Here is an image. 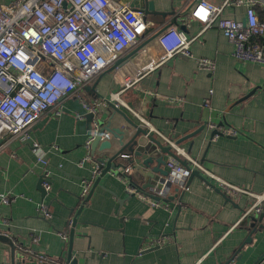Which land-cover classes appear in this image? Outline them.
<instances>
[{"label": "crops", "instance_id": "1", "mask_svg": "<svg viewBox=\"0 0 264 264\" xmlns=\"http://www.w3.org/2000/svg\"><path fill=\"white\" fill-rule=\"evenodd\" d=\"M13 1L0 0V5ZM147 1L154 4L147 21L155 27L135 50L145 44L143 48L150 49L152 58L159 56L154 37L169 25L190 38L202 32L204 26L189 18L191 7L199 0ZM207 1L217 6L224 2ZM257 13L264 21V10L258 8ZM224 17L244 23L246 7H227ZM190 50L192 57L178 55L127 89L116 83L113 71H106L79 92V97L73 95L47 113L27 132L26 139H13L1 149L0 195L8 193L13 201L9 206L0 205V232L51 259L68 261L71 247L77 264H264V259L260 261L264 230L252 235L251 219L240 222L254 200L230 198L211 188L202 174L190 177L184 189L172 185L168 198L175 199L167 198L170 211L129 196L126 184L113 172L95 180L94 184L100 182L93 192L92 185L88 202V197L81 199L98 158L109 160L121 148L119 140L107 133L102 141H109L111 148L100 150L99 145L93 152L96 137L89 142L94 124L101 128L110 123L111 129L131 130L107 101L118 103V108L138 123L119 99L141 114L149 124L145 125L149 134L165 146L174 142L185 156L203 163L218 178L255 195L264 194V67L235 59L234 45L217 26L203 32ZM200 58L213 60L215 71L201 70L197 64ZM174 99L178 101L172 102ZM206 100L210 108H205ZM83 103L99 105L92 121ZM208 124L234 129L237 134L210 142ZM34 142L45 151L48 161L52 175L49 193L42 190L43 168L32 147ZM88 156L90 160L83 163ZM164 156L169 162L170 156ZM156 166V162L150 168L143 167L142 161L134 163L129 166L133 171L129 180L151 194L159 179L147 181V177ZM208 180L218 187L216 181ZM41 202L48 205L50 220L39 215ZM161 237L168 239L149 249ZM11 250L7 242L0 243V264H40L18 251L13 259Z\"/></svg>", "mask_w": 264, "mask_h": 264}, {"label": "built area", "instance_id": "2", "mask_svg": "<svg viewBox=\"0 0 264 264\" xmlns=\"http://www.w3.org/2000/svg\"><path fill=\"white\" fill-rule=\"evenodd\" d=\"M230 6L246 7L244 23L224 17L225 8ZM258 8L264 10V0H224L218 6L207 0H199L191 7L189 18L204 26L202 32L190 38L176 26L158 30L162 31L155 38L160 54L152 58L150 49L143 48L145 46L135 49L155 24L146 20L143 10L132 7L131 0H14L9 5H0V150L13 139H26L27 132L47 113L60 107L69 97H79V92L118 62L123 60L113 70L115 81L122 89L130 88L143 76L176 56L192 57L190 48L193 42L213 26H217L234 45L235 59L244 64L264 67V21L259 18ZM133 49L135 51L129 56ZM197 64L201 70L209 73L216 69L215 62L207 58L197 59ZM119 101L138 120L139 125H149L140 113ZM83 105L89 114L97 117L99 105ZM204 106L210 108L209 100L204 102ZM207 128L212 133L216 132V135L209 137L210 142L237 134L234 129L225 130L215 124H208ZM98 131V125L94 124L89 144ZM169 144L175 149L177 158L171 157L166 165L168 175L159 180L151 194L142 192L129 180L133 172L131 167L120 169L119 177L126 184L129 196L138 197L152 208L170 211L168 186L177 185L184 189L192 173L197 171L207 177L206 182L211 188L222 190L228 197L247 196L254 200L240 222L263 214L264 194L255 195L218 178L203 163L185 156V151L174 142L169 141ZM32 147L43 168L42 189L49 193L52 175L45 151L37 142ZM180 156H184L185 160ZM87 160H90V156L83 163ZM101 174L102 169L98 164L93 178L85 185L82 201L88 197L92 185ZM208 178L216 181L218 187L212 185ZM12 201L8 193L0 195V205L9 206ZM37 210L46 220L52 218L45 202H41ZM0 236L5 234L0 232ZM61 236L63 240L67 239ZM167 239H156L149 249L161 246ZM18 248L20 253L30 255L40 264H72L71 261L51 259L21 246Z\"/></svg>", "mask_w": 264, "mask_h": 264}, {"label": "water", "instance_id": "3", "mask_svg": "<svg viewBox=\"0 0 264 264\" xmlns=\"http://www.w3.org/2000/svg\"><path fill=\"white\" fill-rule=\"evenodd\" d=\"M131 1H132V7L141 9L144 11L146 20H147V16L154 11V4L151 2H148L147 0H131ZM168 27H170V25L163 28L162 31H164ZM162 31L158 32L154 38H156ZM122 61L118 62L115 66L107 70V73L112 72L114 68L117 65H119ZM107 103L110 106V108H112L115 111V113L121 115L126 120L131 130L129 129L122 130L119 128L111 129L110 123L105 127H101V128L99 127L98 134L96 135V138L93 141L92 146H91L93 152L97 150L99 145H101L100 150H109L111 148V143L109 141H104V140L102 141V138L107 133L112 134L117 140H119V144L121 147L120 150L116 154H114V156H112L109 160H106L105 158H98L97 162L101 166L102 177L106 176L109 172H113L116 176H119L121 173L119 171L120 169H126L129 166H133V164L138 161H142L143 167L145 166L146 168H150V166L154 162H156L157 164V166L154 169H152V176L149 175L147 177V181L158 180V179L160 180L161 178L166 177L168 175V172L165 169V166L167 165L168 162L165 159L164 154L169 155L170 158L171 157L177 158V156L173 152L172 146L170 145L165 146L161 141L156 139L154 136L150 135L148 132V129L145 126H141L138 123L131 120L126 115L125 112H123L122 110L118 108V103H113V102H108V101ZM89 118L91 121L94 119L93 115L91 114H89ZM214 135H216V132L211 134V136H214ZM193 175L200 176L199 172L197 171L193 172L191 177ZM129 178L133 179L132 174L129 175ZM99 182L100 180L98 179L96 183L94 184L92 192L94 188L99 184ZM171 187H172L171 185L168 186L167 188L168 192L170 191ZM89 197L86 202H88ZM174 199L175 198L169 197L168 201H171ZM263 220H264V214L251 218L250 228L251 230H253L252 235L255 234L258 229L264 230V225L262 224ZM73 227L74 228L76 227V221L74 222ZM74 231H75L74 229H72L71 231V242H72V238L74 235ZM252 235L250 236V239L248 240V242H251ZM0 242L1 243L7 242L10 245L12 249L11 250L12 257L13 259H16L17 251L20 252L18 246H21V245H19L17 242L15 244L13 241H10V239L7 236H0ZM263 259H264V256L261 258L260 261H262ZM68 261H71L72 264H77L76 260L72 259V248L71 247L69 251ZM229 263H231V261ZM6 264H9V263H6Z\"/></svg>", "mask_w": 264, "mask_h": 264}]
</instances>
